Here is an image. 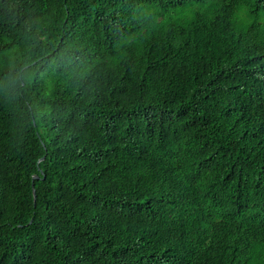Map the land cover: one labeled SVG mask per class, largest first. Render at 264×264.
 <instances>
[{"label": "trees", "instance_id": "16d2710c", "mask_svg": "<svg viewBox=\"0 0 264 264\" xmlns=\"http://www.w3.org/2000/svg\"><path fill=\"white\" fill-rule=\"evenodd\" d=\"M0 264H264V0H0Z\"/></svg>", "mask_w": 264, "mask_h": 264}, {"label": "water", "instance_id": "95a60500", "mask_svg": "<svg viewBox=\"0 0 264 264\" xmlns=\"http://www.w3.org/2000/svg\"><path fill=\"white\" fill-rule=\"evenodd\" d=\"M34 178H39V176L38 175H34ZM34 194H35V189H34Z\"/></svg>", "mask_w": 264, "mask_h": 264}]
</instances>
